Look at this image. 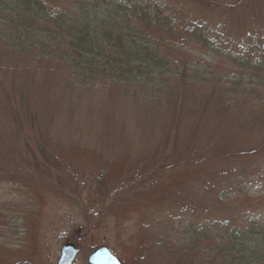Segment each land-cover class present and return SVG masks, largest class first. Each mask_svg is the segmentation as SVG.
<instances>
[{
  "label": "rangeland",
  "instance_id": "obj_1",
  "mask_svg": "<svg viewBox=\"0 0 264 264\" xmlns=\"http://www.w3.org/2000/svg\"><path fill=\"white\" fill-rule=\"evenodd\" d=\"M166 1L219 48L185 36L170 55L188 78L157 89L89 85L0 46V263H57L79 238V260L210 264L183 230L264 222V70L238 63L263 54L264 0Z\"/></svg>",
  "mask_w": 264,
  "mask_h": 264
},
{
  "label": "trees",
  "instance_id": "obj_2",
  "mask_svg": "<svg viewBox=\"0 0 264 264\" xmlns=\"http://www.w3.org/2000/svg\"><path fill=\"white\" fill-rule=\"evenodd\" d=\"M62 1L69 4L52 9L44 0H0V46L41 63H59L68 76L89 85L137 84L155 89L171 79L188 78L189 61L185 59L183 66L170 55L180 50L175 44L185 36L209 51L219 48L218 40L207 35L206 23L185 24L170 1ZM255 51L263 54L257 58L238 54V63L264 70V46L250 54ZM260 87L264 89V84ZM245 225L186 228L190 242L180 248L205 250L210 264H264V222L248 219Z\"/></svg>",
  "mask_w": 264,
  "mask_h": 264
},
{
  "label": "water",
  "instance_id": "obj_3",
  "mask_svg": "<svg viewBox=\"0 0 264 264\" xmlns=\"http://www.w3.org/2000/svg\"><path fill=\"white\" fill-rule=\"evenodd\" d=\"M77 256V251L73 247H66L62 251V258L59 263H73ZM90 263H120L106 248L97 250L89 259Z\"/></svg>",
  "mask_w": 264,
  "mask_h": 264
},
{
  "label": "flooded vegetation",
  "instance_id": "obj_4",
  "mask_svg": "<svg viewBox=\"0 0 264 264\" xmlns=\"http://www.w3.org/2000/svg\"><path fill=\"white\" fill-rule=\"evenodd\" d=\"M82 230H83V228L78 231V232H80L79 234H81ZM81 236H82V234L79 237L82 238ZM78 239H76L77 242H72L71 240L67 239L66 244L64 245V246H71L78 251V256H77L74 263H58V261H57V263H4V264H110V263H88V260H79V257L83 254V246L80 245V240H78ZM0 264H2V263H0ZM120 264H128V263H120Z\"/></svg>",
  "mask_w": 264,
  "mask_h": 264
}]
</instances>
